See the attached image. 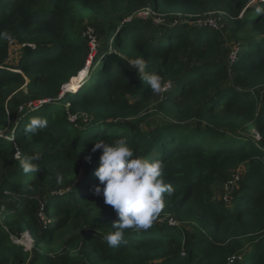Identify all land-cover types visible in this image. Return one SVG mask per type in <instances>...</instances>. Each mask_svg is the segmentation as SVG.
<instances>
[{
  "label": "trees",
  "instance_id": "1",
  "mask_svg": "<svg viewBox=\"0 0 264 264\" xmlns=\"http://www.w3.org/2000/svg\"><path fill=\"white\" fill-rule=\"evenodd\" d=\"M253 3L0 0V132L8 131L0 133V264H264V14L256 11L264 4ZM220 7L235 34L253 35L230 64L219 60L226 39L218 28L178 21ZM147 8L149 18L140 13ZM84 10L103 20L85 23ZM88 25L97 34L94 65L61 96L83 77ZM10 40L22 45L13 63ZM138 56L174 82L158 105L163 116L147 126L136 118L156 93L130 69ZM36 117L47 127L26 133ZM121 136L136 154L164 161L174 194L152 227L126 229L113 248L104 237L118 216L93 192L102 149L92 147ZM36 152L40 167L25 174L21 160ZM240 166L229 200L217 199L215 187ZM26 231L32 250L13 239Z\"/></svg>",
  "mask_w": 264,
  "mask_h": 264
},
{
  "label": "clouds",
  "instance_id": "2",
  "mask_svg": "<svg viewBox=\"0 0 264 264\" xmlns=\"http://www.w3.org/2000/svg\"><path fill=\"white\" fill-rule=\"evenodd\" d=\"M260 3L264 4V0H260ZM256 11L258 14H264V8L257 7ZM129 64L130 69H134L154 93L162 91L160 75L146 70L148 60L138 56L131 59ZM82 73L83 77L86 76L84 71L80 72ZM82 81L84 82V79L80 81L81 86ZM70 89L73 88L67 90ZM67 90L63 87L62 92ZM47 123L45 118H32L26 125L25 132L36 133L46 128ZM99 149H102V154L94 174L100 183L94 186L93 192L95 195H103L104 202L111 205L117 213L118 219L111 223L114 231L108 232L104 237L108 246L114 248L122 242L126 229L140 232L152 227L165 205V198L174 194V188L164 181V161L136 154L126 136L114 139L108 144L103 140H96L92 152ZM41 159L42 154L39 152L22 159L23 172L35 173L40 167ZM56 180L62 181L59 173Z\"/></svg>",
  "mask_w": 264,
  "mask_h": 264
},
{
  "label": "rangeland",
  "instance_id": "3",
  "mask_svg": "<svg viewBox=\"0 0 264 264\" xmlns=\"http://www.w3.org/2000/svg\"><path fill=\"white\" fill-rule=\"evenodd\" d=\"M253 2H254L253 4H255V3L257 4L258 2H260V0H253ZM140 13L145 18H149V17L154 15L150 8L142 10ZM82 16H83L82 19H84V22L88 23V24H91V22H95V20L97 18L99 19V21L103 20L102 17H97V16L89 13V11H86V10H84ZM108 18H110V16L105 17L104 20H106V22H109ZM153 20H154V23H156V24L162 22V19L159 17H156ZM179 20L187 22V23H191V24H193V23L205 24V25L209 24L210 26H213V25L217 26V28L220 30V32L223 34L224 38L226 39L223 54L219 57V60L223 63L229 62V64H230V63H233L234 61L238 60V57H237L238 50L246 47L253 39L252 34H248V33L235 34L233 32V28L235 25L234 20L227 15V13L223 7H220L217 10H213L211 12H208L207 14H205L203 16H189V17L179 16L178 21ZM105 27L107 29H109L110 24H106ZM85 36L88 37V41L92 44V53L89 55L88 59L86 60L85 69L82 70L86 73V76H88V75H90V73L88 71L90 70V67L94 65V58L97 55L96 48H95V46L97 44L96 43L97 42V39H96L97 34L95 32V28L92 25H88V29L85 33ZM9 43L11 46V53H10V57H9L8 62L13 63V62L18 61L19 58L21 57L22 45L17 44L13 40H10ZM86 76H84L82 79L85 80ZM93 80H94V78L92 79V81ZM26 81L28 82L29 79H26ZM82 83H84V82L82 81ZM173 83L174 82L171 79H165L162 81V91L159 93H156L154 95L151 102L148 103V105L142 110L141 116L136 118V121H140L142 119V124L144 126H147L148 125L147 123H149L151 120H154V119H157V118H160L161 116H163L162 112H160L158 110V105L163 99L166 98V95H163V94L165 92H170L172 90V88L168 87V85L169 84L173 85ZM80 86L81 85L79 83L77 86L72 87V88L74 90V89L80 88ZM63 87H65V85ZM62 95H63V92H61V96ZM137 98L138 97L136 95L130 96L131 101H134ZM22 107L23 106H21L20 108H22ZM4 132L7 134L8 131H2L0 133H4ZM243 172H244V167L240 166L239 168H237V170H234L231 172L227 182H225L222 185L216 186L215 187L216 198L217 199H224L226 201L229 200L230 195L236 189V186H237L239 180L243 176ZM39 216L42 219L47 218V215H46L45 211H43V210L39 211ZM164 216H166L164 219H170L173 217V218H175L176 221H178L173 214L167 213ZM184 225L187 227V229H189L193 232H197V229L195 227H193L192 223L186 222V224H184ZM13 239L17 243L23 244L29 250H32L34 248L35 241H34V238L32 237V235L29 231H26L22 237H20V238L13 237Z\"/></svg>",
  "mask_w": 264,
  "mask_h": 264
},
{
  "label": "built area",
  "instance_id": "4",
  "mask_svg": "<svg viewBox=\"0 0 264 264\" xmlns=\"http://www.w3.org/2000/svg\"><path fill=\"white\" fill-rule=\"evenodd\" d=\"M213 26L217 27L215 25H213ZM168 87H170V84L168 85ZM169 223L172 224V225H175V224H178V221H176L175 218L172 217V218L169 219Z\"/></svg>",
  "mask_w": 264,
  "mask_h": 264
},
{
  "label": "water",
  "instance_id": "5",
  "mask_svg": "<svg viewBox=\"0 0 264 264\" xmlns=\"http://www.w3.org/2000/svg\"><path fill=\"white\" fill-rule=\"evenodd\" d=\"M68 83H69V82H68ZM68 83H67V84L65 85V87H64L65 90L69 89V87H67V86L69 85Z\"/></svg>",
  "mask_w": 264,
  "mask_h": 264
},
{
  "label": "snow or ice",
  "instance_id": "6",
  "mask_svg": "<svg viewBox=\"0 0 264 264\" xmlns=\"http://www.w3.org/2000/svg\"><path fill=\"white\" fill-rule=\"evenodd\" d=\"M81 75H83V73Z\"/></svg>",
  "mask_w": 264,
  "mask_h": 264
}]
</instances>
